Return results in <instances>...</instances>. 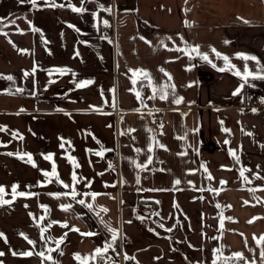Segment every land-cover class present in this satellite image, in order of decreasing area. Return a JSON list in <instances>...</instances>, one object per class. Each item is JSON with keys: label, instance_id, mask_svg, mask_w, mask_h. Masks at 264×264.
I'll list each match as a JSON object with an SVG mask.
<instances>
[{"label": "crops", "instance_id": "obj_1", "mask_svg": "<svg viewBox=\"0 0 264 264\" xmlns=\"http://www.w3.org/2000/svg\"><path fill=\"white\" fill-rule=\"evenodd\" d=\"M112 10L114 37L100 19ZM0 18V264H264V79L218 71L212 52L264 68V0H0ZM165 84L175 95L149 98Z\"/></svg>", "mask_w": 264, "mask_h": 264}, {"label": "snow or ice", "instance_id": "obj_2", "mask_svg": "<svg viewBox=\"0 0 264 264\" xmlns=\"http://www.w3.org/2000/svg\"><path fill=\"white\" fill-rule=\"evenodd\" d=\"M20 2L23 3V2H25V0H20ZM28 2H30L34 7H35L36 4H37V0H28ZM53 6H54V5H53ZM61 6H62V5H61ZM72 10H73V11H76V12H82V11H84V9H82V8H77V7H75V6L72 7ZM2 22H3V18H0V23H2ZM244 22L247 23V21H244ZM105 23H106V22H105ZM186 27H191V25L188 24V23L186 22ZM33 30L35 31V29H33ZM141 39H143V37H141ZM181 39H183V38L181 37ZM145 42L147 43V41H145ZM183 50L185 51L186 54L189 53V49H188V47H186V48L183 49ZM190 51H191V52H195V53H196V54H197L202 60H204V61H206V62H208V63H212L211 60H209L208 55H206V54H202V53L199 52V48H198V46H197V47H192V48L190 49ZM212 52L215 54V56H216L218 59H223V61L225 62V67H224V68H219L218 71L233 70V74L236 75V76H239V77L244 81V83H247V81H248V79H249L250 77H251L252 79H264V74H260V73H264V68H260V69L258 70V73H257V74H254L252 71H250V70L248 69L247 64H245V65H244V69H243V71L241 72L239 69H235V66H234V65H231L228 56L222 55L220 52L216 51L214 48L212 49ZM238 58H240V59H242V60H244V61H249V60H251V61H256L257 64H259V61L257 60V58H256L255 56H248V55H244V54H238ZM212 66H213V67H216L215 64H213ZM56 71L59 72L60 74H64V72L67 71V70H65V69H57ZM160 71L163 72L164 75L167 76L169 80L172 79V77L170 76V74H168L167 72H165L163 69H160ZM49 74L51 75L52 73L50 72ZM26 75H27V73H26ZM133 75H134V76H138V77H142L144 80H147V81L149 82V86H152V78H151V75H150L148 72H146V71H144V70H142V69H139V70H135V71L133 72ZM6 79H8L9 81H11V80H13V77H12V76H7ZM87 83H91V81H85V82H84V84H87ZM132 83H133V85H135V84L137 83V81H136L135 79H133ZM84 84H81V85H78V86H81V87H82V86H84ZM243 86H244V85L242 84L240 87L242 88ZM168 88H171V89L173 90V91H172V94L175 95V85L165 84V85L160 86L159 88L153 87V95H152L151 97H149V98H150V99H155L157 93H159V98H160L161 100H166L167 97H168V91H167ZM17 91L20 92V91H22V89H17ZM239 92H240V88H238V89L236 90V92H234L233 94H234V95H237V94H239ZM136 96H137V99H140V93H139V92L136 93ZM181 101H182V98H177V99L174 100V103L179 104V103H181ZM21 111H23V109H22ZM253 111H255V110H253ZM0 130H6V129H0ZM225 131H227V129H225ZM157 143H158V142H157ZM225 143H228V141H225ZM158 146L161 147V148L164 147L163 145H158ZM61 147H63V145H61ZM148 150H149V152H151V151H152V148H149ZM136 151L139 152L140 150H139V149H136ZM230 154L233 155V156L235 157V159L237 160V162H239V157H237V156L235 155L234 152H232V153H230ZM9 155H12V153H9ZM97 155H101V153H97ZM20 158L23 159V157H20ZM44 159H46V160H51L52 157L49 155V156H45ZM69 159L72 160L71 157H69ZM28 161H29V162L32 161V157H31V155H28ZM73 163H75L74 160H73ZM148 163H151V157H149V159H148ZM33 166H35V165L33 164ZM77 166H78V165H77ZM138 167L146 168L147 165H146V164L143 165V166H139V165H138ZM245 171H246V169H242L240 175H241V177H243V178L245 179V181L250 182V181H248V178L244 176V172H245ZM43 175H44L45 177H48V176H50V175H52V176H56V168H55V165L53 164V168H52V172H51V173H49V172H44ZM72 179H73V182H76V179H77V178H76V176H75L74 173H73ZM209 179H211L210 176H209ZM57 180H58V177H57ZM50 182H51V181H50ZM61 183H62V182H61ZM179 183H180V181L177 180V181H176V184H179ZM222 183H226V182H222ZM64 187H65V188H69L70 186H69L68 184H64ZM12 191H13V193H16V186H13ZM2 193H4V188H3V187H0V194H2ZM68 194H69V193H65V195H68ZM19 195H20V196H25V195H27V194L21 192V193H19ZM70 195L72 196L73 199H75L76 196L78 195V193L73 189V190L71 191ZM97 195H98V194H96V193H92V194H91L92 199H95ZM77 202H78L79 204H81V205H84V204H85V201H84V200H79V201H77ZM3 203H8V201H3ZM245 203H247V202H245ZM61 207H62V210H65V211H66V210L68 209V207H70V206H61ZM87 207H88L89 209H91V208H92V205L89 204V205H87ZM45 210L47 211V208H45ZM228 219H231V218L229 217ZM252 222H253V221H249V223H252ZM62 226H63V227H68V225H67L66 223L63 224ZM161 227H162V225H161ZM221 227H223V218L221 219ZM72 230H73V231H79L78 229H72ZM43 231H44V230L41 229V232H42V233H43ZM109 231H111V232L113 233V237H112V238H113V241H115V239H116V233H115V230H113V229H109ZM81 235L92 236V235H95V233L88 232V233H81ZM0 236H3V233H0ZM24 238H25L26 240H28V243H29V244H32V245L35 244L34 241L28 239L27 237H24ZM62 240H63V238L61 239V242H62ZM262 242H264V238H261V240L258 241V243H262ZM110 246H111V245H109V247H110ZM103 251H107V249H103V250H101V249H97V250H96L97 253H102ZM13 254L15 255V253H13ZM3 255H4V253H3V252H0V256H3ZM22 255H24V256H31V255H33V252H31V251H29V252H25V253H22ZM37 255L43 257V256H44V253H42V252H41V253H37ZM234 255H235V257L238 258V259H243V254H242V253H236V254H234ZM47 258H48L49 260H51V257H50V256L47 257ZM76 258H77V259H80V257H79L78 255H77ZM261 259H264V248H262V250H261ZM214 264H215V262H214Z\"/></svg>", "mask_w": 264, "mask_h": 264}, {"label": "built area", "instance_id": "obj_3", "mask_svg": "<svg viewBox=\"0 0 264 264\" xmlns=\"http://www.w3.org/2000/svg\"><path fill=\"white\" fill-rule=\"evenodd\" d=\"M101 24H102V33L105 36H115V17L114 11L112 10L110 14L101 13L100 14ZM106 22V23H105ZM259 98V93L253 89H247L245 92V100L244 106L245 107H253L257 104ZM111 168L114 170H118V158L117 156L110 157ZM140 211L147 215L152 216L155 214L156 206L152 203H144L140 206ZM112 250L119 256L121 261L123 255V245L120 238L112 245ZM97 264H104L106 262V258L104 256L97 257Z\"/></svg>", "mask_w": 264, "mask_h": 264}]
</instances>
